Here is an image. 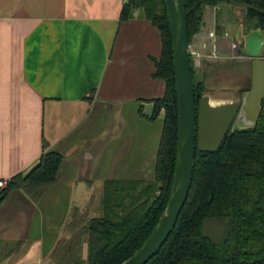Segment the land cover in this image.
Listing matches in <instances>:
<instances>
[{
  "label": "crops",
  "instance_id": "obj_1",
  "mask_svg": "<svg viewBox=\"0 0 264 264\" xmlns=\"http://www.w3.org/2000/svg\"><path fill=\"white\" fill-rule=\"evenodd\" d=\"M125 2L0 0V180L26 173L45 152L63 156L57 180L36 201L12 189L0 202L1 264H44L75 212L102 215L106 181L154 175L162 121L150 117L165 93L153 77L161 35L140 10L120 22ZM222 6L204 10L189 46L193 67L207 32L219 29L241 45L217 16ZM87 253L85 239L84 262Z\"/></svg>",
  "mask_w": 264,
  "mask_h": 264
},
{
  "label": "trees",
  "instance_id": "obj_2",
  "mask_svg": "<svg viewBox=\"0 0 264 264\" xmlns=\"http://www.w3.org/2000/svg\"><path fill=\"white\" fill-rule=\"evenodd\" d=\"M184 1L189 43L203 25L206 7H241L243 30L264 31V0ZM134 10L142 11L161 35L153 77L164 82L165 93L153 101L150 120H157L161 112L164 118L153 179L106 181L102 215L85 218L75 212L65 228L67 237L58 242L50 257L52 264H120L149 237L170 194L178 107L165 0H127L120 22ZM191 75L198 103L206 86L204 79L196 82L192 61ZM261 107L254 127L229 131L216 152L196 153L187 201L168 240L147 264H264V100ZM61 162L60 154L45 152L26 173L0 190V202L12 189H21L36 201L57 180ZM85 239L86 262L81 258Z\"/></svg>",
  "mask_w": 264,
  "mask_h": 264
},
{
  "label": "water",
  "instance_id": "obj_3",
  "mask_svg": "<svg viewBox=\"0 0 264 264\" xmlns=\"http://www.w3.org/2000/svg\"><path fill=\"white\" fill-rule=\"evenodd\" d=\"M165 6L171 34L178 107L175 170L167 203L156 226L142 246L120 264H147L158 254L173 232L187 201L196 153L216 152L229 131L254 127L264 100L263 43V52L260 55H252L247 49V55L253 58L251 88L248 91L232 101L220 103H213L205 94L196 103L185 1L165 0Z\"/></svg>",
  "mask_w": 264,
  "mask_h": 264
},
{
  "label": "rangeland",
  "instance_id": "obj_4",
  "mask_svg": "<svg viewBox=\"0 0 264 264\" xmlns=\"http://www.w3.org/2000/svg\"><path fill=\"white\" fill-rule=\"evenodd\" d=\"M217 16L219 18L224 17L223 19L227 20V23H229L227 27L231 35H233L231 37H235L236 41L239 40L241 45H237L236 48H233L234 43L232 39L225 37L223 32L219 29H215L211 32H207L208 39L199 48L201 50V57L198 58L194 64L195 80L198 82L204 79L206 86L205 94L211 98L213 103L232 101L236 99L237 96L241 95V91H248L251 88L252 58L248 57L247 49L252 55H260L263 52L264 43V31L261 30H243L242 36L237 37L238 28L236 24L242 26L244 19V11L241 7H227L224 5L217 11ZM231 21L236 24H231ZM212 34L213 36H211ZM246 42L249 43L248 47L250 46V48L245 46ZM242 44H244L243 51L238 54L237 52L241 50ZM124 115H126V113H124ZM103 117V114H99L97 119L99 126H102V122L106 119V117ZM158 118V120L162 121L164 112L160 113ZM157 129L158 125L154 127L153 131H157ZM97 133L100 135V128ZM62 163L63 156L61 165ZM152 179L153 176H147L145 181H150ZM1 263L2 260L0 261V264ZM44 264H52V262L46 260Z\"/></svg>",
  "mask_w": 264,
  "mask_h": 264
},
{
  "label": "built area",
  "instance_id": "obj_5",
  "mask_svg": "<svg viewBox=\"0 0 264 264\" xmlns=\"http://www.w3.org/2000/svg\"><path fill=\"white\" fill-rule=\"evenodd\" d=\"M213 36V34L211 35ZM237 45L236 44H233V48H236ZM7 183L5 181H1L0 180V190L4 189L6 187Z\"/></svg>",
  "mask_w": 264,
  "mask_h": 264
}]
</instances>
